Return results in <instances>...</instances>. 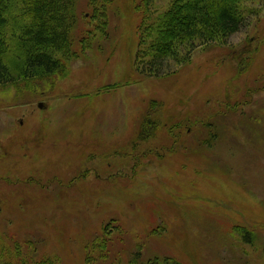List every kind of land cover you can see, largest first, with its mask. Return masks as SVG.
<instances>
[{
  "label": "rangeland",
  "instance_id": "374dc122",
  "mask_svg": "<svg viewBox=\"0 0 264 264\" xmlns=\"http://www.w3.org/2000/svg\"><path fill=\"white\" fill-rule=\"evenodd\" d=\"M134 1L111 0L105 37L53 86L0 87V264H264V2L161 80L135 70ZM151 101L162 125L135 147Z\"/></svg>",
  "mask_w": 264,
  "mask_h": 264
},
{
  "label": "trees",
  "instance_id": "16d2710c",
  "mask_svg": "<svg viewBox=\"0 0 264 264\" xmlns=\"http://www.w3.org/2000/svg\"><path fill=\"white\" fill-rule=\"evenodd\" d=\"M81 1L0 0V87L22 82L49 88L67 76L92 42L97 44L98 38L105 37L111 0H86L87 19L79 14ZM134 2L139 16L135 70L143 78L166 80L190 62L196 49L224 46L247 26L243 6L264 0H170L159 12L153 10L155 0ZM89 17L97 21L94 29L79 28ZM234 52L241 67L255 53L245 45ZM161 109L156 101L148 104L135 147L156 138L162 125ZM240 236L248 244L253 242L247 230ZM100 247L104 249L103 243ZM139 256L131 264H180L170 258L142 262Z\"/></svg>",
  "mask_w": 264,
  "mask_h": 264
}]
</instances>
